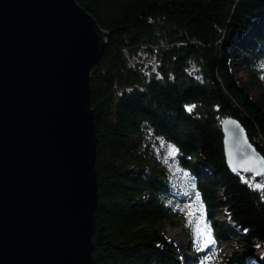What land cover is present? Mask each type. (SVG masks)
Here are the masks:
<instances>
[{
    "label": "trees",
    "instance_id": "trees-1",
    "mask_svg": "<svg viewBox=\"0 0 264 264\" xmlns=\"http://www.w3.org/2000/svg\"><path fill=\"white\" fill-rule=\"evenodd\" d=\"M76 2L108 33L91 71L98 196L91 264H183L161 233L164 223L181 225L166 203V175L144 169L154 159L135 138L176 150L215 236L241 246L224 264H264V175L232 174L221 132L231 115L264 157V82L249 67L254 100L230 68L238 52L257 59L264 52V23L255 27L264 0ZM139 52L155 58L154 69L132 62ZM220 217L227 225L217 226Z\"/></svg>",
    "mask_w": 264,
    "mask_h": 264
},
{
    "label": "water",
    "instance_id": "water-1",
    "mask_svg": "<svg viewBox=\"0 0 264 264\" xmlns=\"http://www.w3.org/2000/svg\"><path fill=\"white\" fill-rule=\"evenodd\" d=\"M107 40L76 0H0V264H91V71ZM221 132L229 171L264 175L241 123Z\"/></svg>",
    "mask_w": 264,
    "mask_h": 264
},
{
    "label": "rangeland",
    "instance_id": "rangeland-1",
    "mask_svg": "<svg viewBox=\"0 0 264 264\" xmlns=\"http://www.w3.org/2000/svg\"><path fill=\"white\" fill-rule=\"evenodd\" d=\"M263 23L264 17H260L255 27L260 29ZM244 39L251 41L252 38L249 36ZM253 46L257 47L256 43H253ZM260 55L261 58L257 59L254 54L244 56L238 52L236 54L238 60L232 62L230 66L236 82L257 101L260 100V95L251 85L249 67L254 69L259 79L264 82V52ZM133 61L141 63L146 70L155 68V58L145 52H139L132 59ZM135 139L142 148L148 149L154 159V162L145 165L144 169L148 170L153 166H158L166 175L168 183L166 203L181 225L173 227L164 223L161 233L177 246L183 258V264H224L233 253H240L241 246L237 242L230 239L222 240L215 236L212 221L204 211L192 178L178 165L176 150L161 140ZM132 171L136 172V169ZM145 199L147 200L148 197L145 196ZM216 224L222 227L227 225V221L220 217ZM239 264L254 263L241 262Z\"/></svg>",
    "mask_w": 264,
    "mask_h": 264
}]
</instances>
